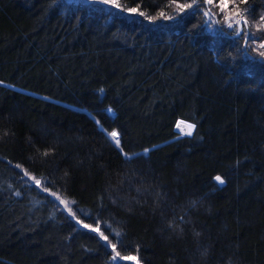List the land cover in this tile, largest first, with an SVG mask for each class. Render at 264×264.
<instances>
[{
  "label": "trees",
  "instance_id": "16d2710c",
  "mask_svg": "<svg viewBox=\"0 0 264 264\" xmlns=\"http://www.w3.org/2000/svg\"><path fill=\"white\" fill-rule=\"evenodd\" d=\"M192 2L0 0V264H264V0Z\"/></svg>",
  "mask_w": 264,
  "mask_h": 264
},
{
  "label": "snow or ice",
  "instance_id": "6c2138e0",
  "mask_svg": "<svg viewBox=\"0 0 264 264\" xmlns=\"http://www.w3.org/2000/svg\"><path fill=\"white\" fill-rule=\"evenodd\" d=\"M100 3L108 5L110 8H114L120 12L126 11L130 15H140V16H145L147 19L150 21L157 19L158 17L150 16L147 15L144 11H139L138 8H123L122 5L118 3V0H99ZM175 2V0H173ZM207 3L208 5H213L214 0H193L191 4H180L179 10L180 12H184L185 9H192L193 11H198L200 7L204 4ZM231 2V5L233 8L239 7V5L236 4L235 0H219V4L217 7L219 8L220 13H223L226 9L229 8V3ZM241 3H246L247 0H240ZM247 12V9L243 10V12H237L235 16H230L228 17L224 23H226L227 28L231 29V35L235 36L236 38L243 39L244 45H245V54H248V49L250 47L249 45V40H254L256 39V35L253 32L248 31L249 28V21L244 15V13ZM205 17H208V20H205V24L211 25V24H220V20L213 19L217 13L213 12L210 8L209 10L205 11L203 13ZM159 17H163L164 19H173L174 17L172 16H166L163 12L159 13ZM257 30L261 31L264 30V16L260 17V23L257 25ZM259 49H264V43H260L258 45L257 51L259 57H264V51H259ZM102 91V90H101ZM106 111L111 112V109H107ZM98 124V130L101 132V134L105 135L106 138L109 140V142L113 145L114 148L117 149L118 152H120L126 160H130L133 157L144 155L146 156L150 149H144L143 153H124L122 152V144H121V139H120V133L117 130H112V131H107L104 129L102 126L99 125V122H96ZM182 125H185V121H180L177 123L176 127L181 128ZM187 128V131L184 132L185 135L191 136L193 130L195 129V124H186L185 125ZM47 155V153H45ZM17 167H20L17 165ZM24 176H29L31 180H33L34 184L37 187H40L42 185V180L41 179H36L34 176H30V174L27 172V170H23ZM46 179V177L44 178ZM215 181L218 183V185H222L224 183V179L221 176H216ZM44 191H48L47 188L43 189ZM16 195H20L19 192L16 193ZM52 195L55 196V193H52ZM62 204L67 207L68 202L65 200L60 201ZM74 215V214H73ZM181 222H183V217L180 218ZM78 223H82V221H78ZM85 228H89L91 231H95L98 233V235L106 242H109L108 236H105L104 233L100 230L99 227L97 228H92L91 225H84ZM119 232H114V238H116L119 241ZM112 249L115 252V255L113 256V264H116L117 259H122V260H130L134 261L135 264H139V261L135 256H128V257H120V253L118 251H115L116 245H112Z\"/></svg>",
  "mask_w": 264,
  "mask_h": 264
},
{
  "label": "bare ground",
  "instance_id": "6f19581e",
  "mask_svg": "<svg viewBox=\"0 0 264 264\" xmlns=\"http://www.w3.org/2000/svg\"><path fill=\"white\" fill-rule=\"evenodd\" d=\"M181 121H184V120H181ZM179 122H180V121H179ZM179 122H178V123H179ZM186 124H192V123H189V122H186V121H185V125H186ZM185 125H182L181 128H177V127H176V128H177L178 131H180L181 133L184 134V132L187 131V128H186ZM193 132H194V130H193ZM193 132H192V135H193ZM184 135H185V134H184ZM184 135H183V136H184ZM187 136H188V135H187Z\"/></svg>",
  "mask_w": 264,
  "mask_h": 264
},
{
  "label": "rangeland",
  "instance_id": "374dc122",
  "mask_svg": "<svg viewBox=\"0 0 264 264\" xmlns=\"http://www.w3.org/2000/svg\"><path fill=\"white\" fill-rule=\"evenodd\" d=\"M97 1H99V0H97ZM181 135H184L183 133H181V132H179ZM184 136H187V135H184Z\"/></svg>",
  "mask_w": 264,
  "mask_h": 264
},
{
  "label": "water",
  "instance_id": "95a60500",
  "mask_svg": "<svg viewBox=\"0 0 264 264\" xmlns=\"http://www.w3.org/2000/svg\"><path fill=\"white\" fill-rule=\"evenodd\" d=\"M177 129V128H176ZM178 131V130H177ZM178 132H180V131H178ZM192 136V135H191Z\"/></svg>",
  "mask_w": 264,
  "mask_h": 264
}]
</instances>
